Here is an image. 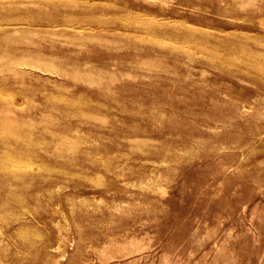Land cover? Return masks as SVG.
<instances>
[{"label":"rangeland","instance_id":"1","mask_svg":"<svg viewBox=\"0 0 264 264\" xmlns=\"http://www.w3.org/2000/svg\"><path fill=\"white\" fill-rule=\"evenodd\" d=\"M0 264H264V0H0Z\"/></svg>","mask_w":264,"mask_h":264}]
</instances>
